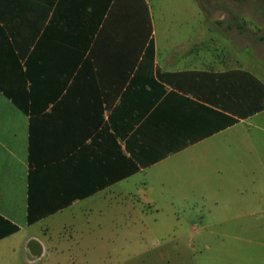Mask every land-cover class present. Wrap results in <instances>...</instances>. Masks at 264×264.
<instances>
[{
    "label": "crops",
    "instance_id": "crops-1",
    "mask_svg": "<svg viewBox=\"0 0 264 264\" xmlns=\"http://www.w3.org/2000/svg\"><path fill=\"white\" fill-rule=\"evenodd\" d=\"M196 23L158 31L148 0H0V247L19 236L33 261L48 248L31 230L42 223L48 234L44 221L73 230L78 215L106 231L92 219H117L124 203L132 214L138 203L237 186L264 77ZM240 202L230 219L264 216L251 198ZM229 231L244 242L230 246V264L237 247L243 264H264V227Z\"/></svg>",
    "mask_w": 264,
    "mask_h": 264
},
{
    "label": "rangeland",
    "instance_id": "rangeland-1",
    "mask_svg": "<svg viewBox=\"0 0 264 264\" xmlns=\"http://www.w3.org/2000/svg\"><path fill=\"white\" fill-rule=\"evenodd\" d=\"M148 3L158 31L163 26L186 30L204 20L206 36L215 37L213 43L222 49L229 46L231 54L235 49L237 65L251 67L264 77V39L259 38L264 34V0H148ZM250 123L245 141L253 154L238 156L247 157V161L244 166L237 164V186L200 188L205 196L189 202L138 203L139 209L132 214L126 209L130 204L124 203L125 213L119 212L117 219H92L108 223L106 231L86 229L78 215L73 230L60 229L61 218L44 221H50L52 226L45 236L40 233L42 223L31 229L48 243L42 257L29 261L23 238L18 236L0 247V264H230V246L234 243L243 246L244 242L233 238L229 230L264 227V216L229 218L236 207L237 210L244 207L240 202L243 197L251 198L254 207L264 213V111ZM241 134L237 130L238 147L243 142ZM176 213L186 216H173ZM112 222L118 223V231L109 229ZM238 247L236 264H243L244 252ZM257 261L256 264H262L261 259Z\"/></svg>",
    "mask_w": 264,
    "mask_h": 264
},
{
    "label": "water",
    "instance_id": "water-1",
    "mask_svg": "<svg viewBox=\"0 0 264 264\" xmlns=\"http://www.w3.org/2000/svg\"><path fill=\"white\" fill-rule=\"evenodd\" d=\"M28 251L30 256H38L40 254V247L35 240H30L28 243Z\"/></svg>",
    "mask_w": 264,
    "mask_h": 264
},
{
    "label": "trees",
    "instance_id": "trees-1",
    "mask_svg": "<svg viewBox=\"0 0 264 264\" xmlns=\"http://www.w3.org/2000/svg\"><path fill=\"white\" fill-rule=\"evenodd\" d=\"M259 38L260 39H264V34L260 35ZM152 52H153V45H152V42H150L149 46L146 49V53H149L151 55ZM36 220H37V218L34 217L33 215H31V212H30V214H28V217H27V223L30 224V223H33ZM14 229H16V226H14Z\"/></svg>",
    "mask_w": 264,
    "mask_h": 264
}]
</instances>
